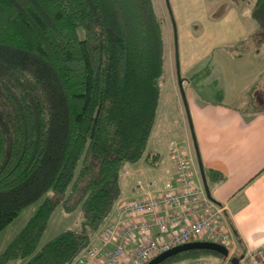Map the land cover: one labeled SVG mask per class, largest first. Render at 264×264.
<instances>
[{
  "label": "trees",
  "instance_id": "1",
  "mask_svg": "<svg viewBox=\"0 0 264 264\" xmlns=\"http://www.w3.org/2000/svg\"><path fill=\"white\" fill-rule=\"evenodd\" d=\"M249 14L263 38L264 0ZM163 73L154 0H0V231L40 201L0 264H71L92 243L120 195L124 165L145 153ZM58 205L79 207L81 228L37 250ZM208 254L222 255L191 248L158 264Z\"/></svg>",
  "mask_w": 264,
  "mask_h": 264
},
{
  "label": "crops",
  "instance_id": "2",
  "mask_svg": "<svg viewBox=\"0 0 264 264\" xmlns=\"http://www.w3.org/2000/svg\"><path fill=\"white\" fill-rule=\"evenodd\" d=\"M159 1L161 14L168 16L165 0ZM168 1L172 19L162 21L163 76L170 43L165 92L160 85L145 153L139 162L124 165L120 195L102 226L128 221L118 210L121 202L158 194L174 178L169 147L174 141L191 155L197 183L205 189V178L208 197L223 208L218 223L233 233L229 256L264 254V37H254L257 23L249 14L253 2L244 9L229 0L218 10L214 0L183 15ZM146 155L156 156L150 163ZM178 209L160 208L135 219H152ZM184 224L182 220L167 231L152 228L144 235L136 234L125 248L135 250L143 238H167Z\"/></svg>",
  "mask_w": 264,
  "mask_h": 264
},
{
  "label": "built area",
  "instance_id": "3",
  "mask_svg": "<svg viewBox=\"0 0 264 264\" xmlns=\"http://www.w3.org/2000/svg\"><path fill=\"white\" fill-rule=\"evenodd\" d=\"M169 147L175 168L174 178L166 181L158 194L121 202L118 210L128 221L103 225L96 233V240L77 255L73 264H143L159 252L195 240H212L228 249L232 247L233 233L218 223L223 208L215 204L201 183L195 180L191 155L183 153L174 141ZM166 207L179 209L152 219H135L138 214ZM182 220L185 224L167 238H143L135 250H126V242L134 235H144L152 228L167 231ZM241 260L244 264H264V254L242 255Z\"/></svg>",
  "mask_w": 264,
  "mask_h": 264
},
{
  "label": "rangeland",
  "instance_id": "4",
  "mask_svg": "<svg viewBox=\"0 0 264 264\" xmlns=\"http://www.w3.org/2000/svg\"><path fill=\"white\" fill-rule=\"evenodd\" d=\"M210 1H214V0H171V3L174 8H177L176 13H182L184 15V13H188L189 10L191 11V13H194L195 8H199L205 5L208 6ZM217 1L219 3L218 10L221 8H224L229 3V0H217ZM232 1L236 3H240L242 6H244V9H245L250 4H252L254 0H232ZM154 4L156 6V11L158 12V15L160 16V18L162 19L164 23H165V18L168 20L172 19L169 14H168L169 17L167 16V14H164V15L161 14V1L154 0ZM192 27H194V25H192ZM173 35L175 38L176 34L174 32L172 33V37ZM168 42L166 45V60H167L166 74H164V76L162 77L160 81V85H161L163 93L165 92V86L167 84L166 80L169 77L168 51L170 49V46H169L170 43ZM175 44L176 42L174 40V46ZM176 101L178 102V100ZM179 101H181L180 97H179ZM39 202L40 201H35L29 204L28 206H26L25 208H23L21 212L2 231H0V254L6 247L8 242L13 237H15L16 234L20 231V229L25 225L27 220L36 210ZM81 212L82 211L80 210L79 207H77L71 212H66L63 210L61 205L56 206L50 215L46 229L44 230L43 234L41 235L39 239L37 250H39L48 240H50L51 238H53L54 236H56L58 233L62 232L63 230H67V229L79 230L81 228V220H82ZM228 258H226V264L228 262ZM224 259H225V256L223 255L208 254V255H203L199 259H196V260H186L183 262L173 263V264H185V263L192 262V261H200L203 264H224ZM25 261H26V258L18 257V258L9 260L3 264H24Z\"/></svg>",
  "mask_w": 264,
  "mask_h": 264
},
{
  "label": "water",
  "instance_id": "5",
  "mask_svg": "<svg viewBox=\"0 0 264 264\" xmlns=\"http://www.w3.org/2000/svg\"><path fill=\"white\" fill-rule=\"evenodd\" d=\"M203 183H204L207 194H209V190H208L205 178H204ZM191 248L211 249V250H215L219 252L225 257H229V249L226 245L219 243L217 241H212V240H195V241L182 243L177 246L166 249L162 252H159L158 254L150 258L145 264H158L159 262L163 261L165 258H167L170 255H173L177 252L188 250ZM241 258L242 256L240 258L236 256L230 257V262L232 264H241L240 263Z\"/></svg>",
  "mask_w": 264,
  "mask_h": 264
},
{
  "label": "bare ground",
  "instance_id": "6",
  "mask_svg": "<svg viewBox=\"0 0 264 264\" xmlns=\"http://www.w3.org/2000/svg\"><path fill=\"white\" fill-rule=\"evenodd\" d=\"M76 257H77V256H76ZM76 257H75V259H76ZM75 259L73 260V262H72L71 264H73V263H74ZM145 262H146V261H145ZM145 262H144V263H145ZM144 263H143V264H144Z\"/></svg>",
  "mask_w": 264,
  "mask_h": 264
}]
</instances>
